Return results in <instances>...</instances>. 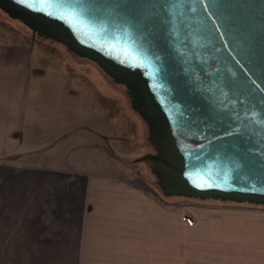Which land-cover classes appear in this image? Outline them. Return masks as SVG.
I'll return each mask as SVG.
<instances>
[{
  "label": "water",
  "instance_id": "obj_1",
  "mask_svg": "<svg viewBox=\"0 0 264 264\" xmlns=\"http://www.w3.org/2000/svg\"><path fill=\"white\" fill-rule=\"evenodd\" d=\"M125 87L166 196L264 204V0H0Z\"/></svg>",
  "mask_w": 264,
  "mask_h": 264
},
{
  "label": "crops",
  "instance_id": "obj_2",
  "mask_svg": "<svg viewBox=\"0 0 264 264\" xmlns=\"http://www.w3.org/2000/svg\"><path fill=\"white\" fill-rule=\"evenodd\" d=\"M3 39L0 235L36 236L40 226L49 231L40 234L66 245L47 249L76 250L83 258L97 252L112 262L0 264H167L120 262L135 257L129 252L140 242L150 251L148 224L169 214L152 210L151 192L121 176L128 168L114 159L119 98L102 70L28 47L22 37ZM176 221L175 264H264V204L203 202ZM8 225L23 231L8 232Z\"/></svg>",
  "mask_w": 264,
  "mask_h": 264
},
{
  "label": "rangeland",
  "instance_id": "obj_3",
  "mask_svg": "<svg viewBox=\"0 0 264 264\" xmlns=\"http://www.w3.org/2000/svg\"><path fill=\"white\" fill-rule=\"evenodd\" d=\"M6 36L22 37L28 47L30 45L33 47L39 46L43 50L57 51L63 58H69L77 62L80 61L82 65L88 66V68L98 67L94 62L73 54L63 44L37 33H32L22 22L10 17L0 9V43L4 41L3 38ZM103 76L105 83L111 85L110 87L113 88L115 95L117 94L119 98V130L121 135L118 144L114 143V150L120 155L119 157H114V159H119V163L126 165L125 167L122 166L121 169L128 168L125 171H120L121 176L124 177L126 175L125 177L129 179L135 178L137 187L140 189L144 187L145 191L148 193L151 192L152 210L167 211V214H169L168 221H165V215L161 220L152 219L150 224H148L150 226H147V233L150 234L151 240L150 251L142 250L144 244H141L140 240L137 239L140 245L137 244L135 252H129L131 254L130 256L135 254V257H130L129 260L120 262H167V264H175L177 261L175 236V228L177 226L176 217H192L193 210H196L203 202H220L221 200L211 198L196 199L179 195L166 196L162 193L157 178L150 169L149 162L144 158L147 154L154 153V148L148 139L145 123L131 107L130 97L125 87L113 82L104 72ZM35 221L38 222L41 220L36 219ZM180 221L183 222L184 226L187 225L186 220L180 219ZM20 230L23 231L21 227L8 225V232ZM43 231L49 232L48 229L38 226L35 232H39V234H35L36 236L19 235L18 238H11L5 234L0 235V247L4 248L0 249V262H112L111 260L102 258L97 252H89L88 256L83 258L79 256L80 252L76 250L71 252L70 250L47 249L66 245H57L56 242L59 240V237H49L44 233L43 235L40 234ZM5 239L8 240L6 241ZM160 239L161 241H159ZM141 246L143 247L141 248ZM148 247L146 244V249ZM140 248L141 250H139ZM100 253L103 254V252ZM95 255L98 256H96V259Z\"/></svg>",
  "mask_w": 264,
  "mask_h": 264
}]
</instances>
